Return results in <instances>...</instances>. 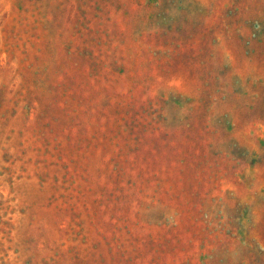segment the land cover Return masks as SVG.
<instances>
[{"label":"rangeland","instance_id":"1","mask_svg":"<svg viewBox=\"0 0 264 264\" xmlns=\"http://www.w3.org/2000/svg\"><path fill=\"white\" fill-rule=\"evenodd\" d=\"M264 0H0V264H264Z\"/></svg>","mask_w":264,"mask_h":264},{"label":"clouds","instance_id":"2","mask_svg":"<svg viewBox=\"0 0 264 264\" xmlns=\"http://www.w3.org/2000/svg\"><path fill=\"white\" fill-rule=\"evenodd\" d=\"M262 246H264V245H262Z\"/></svg>","mask_w":264,"mask_h":264}]
</instances>
